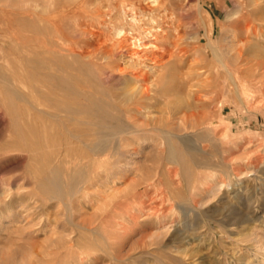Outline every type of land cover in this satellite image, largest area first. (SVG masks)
Segmentation results:
<instances>
[{
  "label": "rangeland",
  "instance_id": "374dc122",
  "mask_svg": "<svg viewBox=\"0 0 264 264\" xmlns=\"http://www.w3.org/2000/svg\"><path fill=\"white\" fill-rule=\"evenodd\" d=\"M238 1L0 0V264H264V23L257 24V36L242 32L235 41L243 46V59L235 61L228 52L232 23L242 11ZM176 3L181 6L177 13L164 16L165 7ZM58 18L64 22L68 54L84 43L111 46L132 27L147 35L162 21L167 30L189 22L187 59L165 58L146 68L157 96L145 110L149 116L138 123L160 117L159 126L193 137L201 130L191 126L193 115L213 117L202 127L214 129L216 146L193 144L207 152L198 159L211 158V166L196 167L177 137L173 146L183 160L190 157L192 166L168 161V145L153 132L125 143L111 157L94 159L76 143L80 152L58 161V127L46 131L52 139L42 151L46 158L32 151L42 132L15 144L18 132L12 126L19 122L18 107L27 103L6 91L12 85L29 97L32 22ZM206 24L215 25L211 45L223 63L208 47ZM247 37L250 44L244 46ZM73 54L66 57L75 63ZM118 61L112 65L127 66L128 60ZM238 67L251 70L239 76L240 90L229 73L237 75ZM209 77L210 85L203 86ZM119 87L122 100L129 101L133 79L124 76ZM177 104L182 114L167 124ZM181 117L191 118L189 126ZM45 161L47 173L42 172ZM186 165L193 168L185 171ZM56 167L65 193L45 186Z\"/></svg>",
  "mask_w": 264,
  "mask_h": 264
},
{
  "label": "bare ground",
  "instance_id": "6f19581e",
  "mask_svg": "<svg viewBox=\"0 0 264 264\" xmlns=\"http://www.w3.org/2000/svg\"><path fill=\"white\" fill-rule=\"evenodd\" d=\"M33 1L35 3L39 2V0ZM53 2L56 7L60 6L58 1ZM237 4L241 7L242 11L240 16L232 23L233 39L230 45L231 49L228 52L235 61L243 59V46L235 44V41L241 40L242 32L252 33V35L257 36L258 25L264 23V2L259 0H241ZM180 8L181 6L177 3L171 8L165 7L164 16H174ZM37 21L44 24L43 26H39L38 22L36 23L34 20L32 22V32L35 37L34 39H30V49L28 48L30 52L27 62L31 66V73L28 74L31 80L29 97L26 98L19 89L12 85L6 91L16 99L26 101L27 103L25 107L18 104V108L22 107L21 109L17 108L20 115L19 122L12 126L18 132L13 138L15 144L27 143L32 140L33 134L39 135L42 132L40 139L35 140V142L37 141L36 147L32 148V151L34 155L41 154V158H46L48 153L43 154L42 151L49 141L52 140L46 131L49 128L57 129L58 127L62 135L58 143L60 149L55 154L58 161L62 158L71 157L74 153H78L79 150L73 147L76 143L81 144L86 150L84 151L85 157L94 159L102 158V156L111 157L125 143L138 142L141 139V135L153 132L154 134H159L165 144L168 145V161L174 163L185 161L187 163L188 159L186 158L190 156L191 159L190 157L189 159L198 168H208V166H211L209 163L211 158L198 159L200 152L202 155H207V152L201 151V149L196 147L198 145L195 146L193 144L209 141L214 145L217 142V140L215 141L216 136H213L215 139L212 137L214 129L211 127L204 128L207 121H211L212 123L213 117H209L206 113L194 114L195 112L193 111V116L196 119L194 122L192 121L193 118H190L191 123L193 122L190 124L192 127L201 129L196 134L194 133L193 137L190 135L180 137L159 126L158 124L161 123L160 117L148 118L149 123L152 124L151 128L148 127L150 125L148 122L146 124L138 123L142 116L145 118L149 116L146 115L145 110L154 106L153 101L157 96V93L153 89L155 87L154 81L146 71V68H148L150 63L157 67L161 59L168 58L166 62H170L173 59H182L189 56L191 49L184 46L185 42L190 38L187 29H185L189 25V22L179 23L174 28L167 30L164 26L166 21H162L157 26L158 29H155V31L150 30L147 35H144L136 27H132L123 37L113 42L112 45L110 44L111 46L107 44L93 45L84 43L79 50H70V53H74L73 55L76 56V62L73 63L66 57V55L69 56L71 54H68L69 52L65 53L67 51L64 48L66 45L64 43L68 40V37L63 30L64 22L62 18L60 20L42 19ZM205 26L204 36L208 38V47L210 48L212 46L211 42L214 36L215 25L206 24ZM70 39L71 41L68 42H71V45L72 38ZM246 39V42L243 43L244 46L250 44L248 37ZM7 42L10 41L7 40ZM159 47L163 48L164 51L162 53L154 50ZM212 48L213 57L223 63L221 55L215 48ZM119 59L128 60L127 63L125 62L127 66L112 65L119 62ZM100 60L105 63L99 62ZM235 71L238 76L231 71L229 73L232 74V79L240 90L242 83L239 76L247 77L251 70L249 68L243 69L238 67ZM126 75H129L134 82V94L127 102L122 100L119 87L122 83V78ZM5 80V82L10 81L7 78ZM209 80H211L210 77L204 81L203 86H209ZM194 99L198 102L201 101L198 95ZM180 104L175 105L174 108H170L167 124H173L175 116L181 112L180 108L182 106ZM190 119L188 117L180 118L182 125L185 127L189 126ZM72 126L75 130L73 129L74 131L70 132L68 128ZM175 137L180 139V142L185 146L186 153L189 155L186 154L185 160H183L184 155L182 156L173 146L174 142L172 140ZM82 146L80 147L83 148ZM182 154L185 153L183 152ZM46 162H44L46 167L42 169L44 173H47L48 162ZM190 165L184 166L183 169L188 171L189 167L190 169L193 168ZM49 178L50 181L45 186L51 188L56 193H63L64 188L60 168L56 167L53 169ZM229 212L231 213V211Z\"/></svg>",
  "mask_w": 264,
  "mask_h": 264
}]
</instances>
